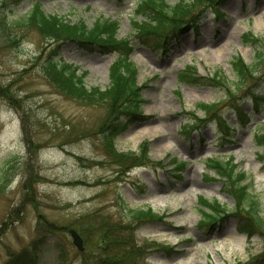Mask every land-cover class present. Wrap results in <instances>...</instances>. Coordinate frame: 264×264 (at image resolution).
Here are the masks:
<instances>
[{"label": "rangeland", "instance_id": "rangeland-1", "mask_svg": "<svg viewBox=\"0 0 264 264\" xmlns=\"http://www.w3.org/2000/svg\"><path fill=\"white\" fill-rule=\"evenodd\" d=\"M138 1L0 2V264L31 250L32 264H122L109 261L121 255V243L138 251L133 264H264V234L248 238L233 219L206 232L201 205L216 200L232 212L223 181L204 166L210 158L232 159L264 219V144L253 139L264 128V64L241 82L231 64L237 56L253 62L242 36L264 37V0L195 1L191 15L176 23L182 28L175 39L138 36L133 23L145 21L131 20ZM35 2L46 14L87 27L118 21L120 48L85 50L30 29L17 31L20 42L10 44L1 22ZM128 51L141 87L137 115L122 112L128 105L111 114L106 102L65 96L46 75V64L59 59L86 73L87 89L104 92L110 67ZM192 72L200 82L190 80ZM213 74L224 84L209 82ZM198 103L214 106L204 117L194 110ZM145 146L147 159L130 169L113 153ZM189 174L194 187L183 185ZM124 207H149L161 218L122 230L130 222ZM108 228L116 234L103 239ZM68 229L82 238V251ZM233 232L245 240H234Z\"/></svg>", "mask_w": 264, "mask_h": 264}, {"label": "trees", "instance_id": "trees-1", "mask_svg": "<svg viewBox=\"0 0 264 264\" xmlns=\"http://www.w3.org/2000/svg\"><path fill=\"white\" fill-rule=\"evenodd\" d=\"M3 1L5 0H0V2ZM195 1L202 4L204 0H176L174 5H169L164 0L138 1L135 4L136 16L131 18L133 21L136 18L145 20L133 23L138 36L157 35L165 37V39L171 33L173 34L172 36H175L176 32L181 31L180 28H182V24L176 23L191 15V3ZM118 28V21L108 18L97 20L91 27H87L81 21L71 23L65 17L46 14L42 9V5L37 2L33 3L31 8L25 13L16 15L15 19L11 21L3 20L1 22V31L10 44L20 42V36L16 33L17 31L30 29L36 31L43 38L56 43L68 42L85 50H99L103 53L110 51L112 48H120V42L116 38ZM242 43L252 48L254 58L250 65H246L239 56L233 59L231 63L232 70L239 82L243 81L248 75H251L257 67L259 68L264 64V37H258L249 32L242 36ZM129 51L124 56H120L110 67L109 86L104 92L98 88L87 89L84 84L86 73L79 74L77 67L66 65L59 59L49 61L46 64V75L50 84L65 96L83 102L91 99L106 102L109 104L111 114L118 113L122 108L121 104L128 105L122 112H127L129 115H137L141 87L136 83V67L134 63L128 60ZM189 76L193 82H200L194 77V72ZM224 80L218 74H213L209 82L223 85ZM213 106L214 104L198 103L194 107V110L200 111L202 116L205 117L211 112ZM195 123L196 120L193 117L190 122H186V126L191 128ZM254 140L257 146L264 144V128L260 133L254 135ZM147 152L148 150L145 146L139 153H118L116 151L113 153L120 165L130 169L132 166L135 167L137 165L132 164V162L145 161L144 159H147ZM232 161V159L220 160L217 158H210L205 161V167L212 171L218 179L223 181L226 194L233 200V210L231 213H228L224 210L223 205L216 200L201 199V205L207 210V213L203 212L202 228L207 232L214 225L233 219L236 221L238 230L248 238L257 233L264 234V219L258 214V204L251 192V184L245 183L246 177L244 173H239V170ZM3 181V179L0 180V183ZM3 186L0 184V191L3 189ZM123 210L127 214L128 222H130L129 225L127 224L129 227L127 225L124 227L119 226L120 228L117 227L122 230L132 231V225L140 221H152L161 218L159 215L153 213L149 207L135 209L124 207ZM131 222L136 223L133 224ZM107 233L108 235L102 236L103 239L108 236H114L116 230L108 228ZM118 242H120L119 239ZM124 244H120L122 246L121 255L119 257H112L109 261L122 264H133L135 262L134 258L139 257L138 251L132 252L129 249L131 246L126 247ZM32 249L36 251V247ZM139 252L141 257L144 253ZM26 254V256H16L10 259L7 264L35 263V255L32 250Z\"/></svg>", "mask_w": 264, "mask_h": 264}, {"label": "water", "instance_id": "water-1", "mask_svg": "<svg viewBox=\"0 0 264 264\" xmlns=\"http://www.w3.org/2000/svg\"><path fill=\"white\" fill-rule=\"evenodd\" d=\"M68 233L72 239V244L77 248L78 251H82L83 250V242H82V239L79 236V234L73 229H70L68 231Z\"/></svg>", "mask_w": 264, "mask_h": 264}, {"label": "bare ground", "instance_id": "bare-ground-1", "mask_svg": "<svg viewBox=\"0 0 264 264\" xmlns=\"http://www.w3.org/2000/svg\"><path fill=\"white\" fill-rule=\"evenodd\" d=\"M262 20H264V16H262ZM157 147H160V149H163V147H161V146H159V145H157ZM107 181V180H106ZM196 182V181H195ZM195 182L192 180V178H191V175L189 174L188 175V179L187 180H185L184 181V184L183 185H185V184H187V185H189V186H195L196 184H195ZM84 183H87V182H84ZM197 183V182H196ZM88 184H92V183H88ZM193 186V187H194ZM234 233V240H238V239H242V240H245V237H243V236H241V235H239V234H236V232H233ZM204 235V234H203Z\"/></svg>", "mask_w": 264, "mask_h": 264}]
</instances>
